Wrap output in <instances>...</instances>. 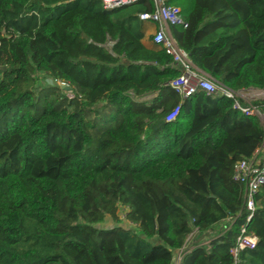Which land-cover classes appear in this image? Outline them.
<instances>
[{
	"label": "trees",
	"instance_id": "obj_1",
	"mask_svg": "<svg viewBox=\"0 0 264 264\" xmlns=\"http://www.w3.org/2000/svg\"><path fill=\"white\" fill-rule=\"evenodd\" d=\"M165 3L180 8L170 33L197 67L232 89L264 88V0ZM153 8L0 0V264H175L187 242L177 264H233L243 225L258 241L236 264H264V185L246 220L232 179L263 126L230 98L168 86L179 68L141 42L138 14ZM105 109L95 133L89 117ZM108 217L116 224L98 225Z\"/></svg>",
	"mask_w": 264,
	"mask_h": 264
},
{
	"label": "built area",
	"instance_id": "obj_2",
	"mask_svg": "<svg viewBox=\"0 0 264 264\" xmlns=\"http://www.w3.org/2000/svg\"><path fill=\"white\" fill-rule=\"evenodd\" d=\"M105 8H113L120 5L135 2L137 0H101ZM154 8L150 11H143L138 14L140 20L151 21L156 27L151 34V41L162 48L171 57V65L179 68L177 76L170 79L167 84L180 98H185L191 94L202 90L206 94L219 95L232 99V107L247 115H255L264 130V110L263 104L252 103L255 100L264 99V88L242 87L232 89L220 81L215 80L205 71L201 70L192 61L189 53L182 48L170 33L169 25L182 23L180 8L175 5H167L165 0H153ZM113 40H108L104 46L111 52ZM107 44L110 47H107ZM63 83V82H62ZM64 84V83H63ZM135 99L142 100L143 96L130 93ZM152 94V93H151ZM180 103L174 105L166 115V121L174 120L179 112ZM232 179L242 185L243 205L247 212L246 220H249L256 209L255 197L260 188L264 185V136L263 140L249 157L237 159L232 164ZM234 220L228 216L224 221L228 224ZM226 223L224 225H226ZM190 238V237H189ZM258 241L257 236L247 230L243 225L235 238V242L230 248L233 257V264L239 260V254L245 249H252ZM187 243L178 251L180 255L186 248Z\"/></svg>",
	"mask_w": 264,
	"mask_h": 264
},
{
	"label": "rangeland",
	"instance_id": "obj_3",
	"mask_svg": "<svg viewBox=\"0 0 264 264\" xmlns=\"http://www.w3.org/2000/svg\"><path fill=\"white\" fill-rule=\"evenodd\" d=\"M107 47L109 48L110 45L107 44ZM36 80H37L36 83L42 84L43 80H44V76L41 74L36 75ZM150 97H151V95H145V96H143L142 100L148 101L150 99ZM171 107H172V105H171ZM108 114H109V110L105 109L99 115H97L96 118L94 117L93 113L90 115V117H89L90 120L95 123V127L93 128V132H95V133L99 132L108 126V124L105 122V119L108 117ZM117 214H118V218L121 220L120 225L125 226V227H133L134 226L133 223H131L130 221H128L126 219V209L125 208L119 207L117 209ZM225 223H226V221H222L221 226H223ZM115 224L116 223H115L114 219H112L111 217H108L102 223H99L98 225L108 227V226H112ZM178 260H179V255L177 253L175 264L178 263Z\"/></svg>",
	"mask_w": 264,
	"mask_h": 264
},
{
	"label": "crops",
	"instance_id": "obj_4",
	"mask_svg": "<svg viewBox=\"0 0 264 264\" xmlns=\"http://www.w3.org/2000/svg\"><path fill=\"white\" fill-rule=\"evenodd\" d=\"M155 27H156L155 23L151 21L142 22L143 37L141 39V42L147 48H159V46H155L153 42L151 41V36H152L151 34L154 32ZM147 95H151L150 99L148 100L150 101L155 94L147 93ZM187 245H188V242H187Z\"/></svg>",
	"mask_w": 264,
	"mask_h": 264
},
{
	"label": "water",
	"instance_id": "obj_5",
	"mask_svg": "<svg viewBox=\"0 0 264 264\" xmlns=\"http://www.w3.org/2000/svg\"><path fill=\"white\" fill-rule=\"evenodd\" d=\"M49 82H51L52 80L51 79H48ZM60 86H62L63 88H69L67 85L63 84V83H60Z\"/></svg>",
	"mask_w": 264,
	"mask_h": 264
}]
</instances>
